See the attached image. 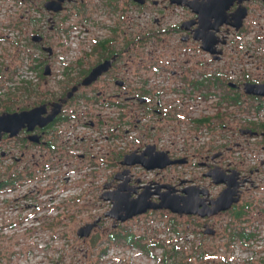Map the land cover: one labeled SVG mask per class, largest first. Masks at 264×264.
<instances>
[{
	"label": "flooded vegetation",
	"instance_id": "1",
	"mask_svg": "<svg viewBox=\"0 0 264 264\" xmlns=\"http://www.w3.org/2000/svg\"><path fill=\"white\" fill-rule=\"evenodd\" d=\"M209 1L0 0V264L41 263L43 209L14 208L26 195L16 193L57 182L60 167L91 166L98 156L85 147L83 132L79 146L69 142L68 133L80 129L107 128L104 140L123 152L116 155L118 171L103 184L110 192L121 182L136 190L130 189L131 198L147 186L151 193L169 186L175 196L197 193L204 208H212L226 187L213 179L237 186L239 201L228 211L193 215L202 226L232 213L252 192L264 194V121L258 116L264 97L245 90L264 83V60L256 78L234 75L244 44L263 52L264 35L250 25H264V0H223L218 11ZM105 63V72L80 86ZM236 107L242 109L238 118ZM178 137L189 146H176ZM131 153L178 164L153 171L139 165L148 174L139 177L134 168L123 169Z\"/></svg>",
	"mask_w": 264,
	"mask_h": 264
},
{
	"label": "rangeland",
	"instance_id": "2",
	"mask_svg": "<svg viewBox=\"0 0 264 264\" xmlns=\"http://www.w3.org/2000/svg\"><path fill=\"white\" fill-rule=\"evenodd\" d=\"M250 26L252 32L264 35V25L252 23ZM254 48L246 44L241 47L242 54L236 56V78L248 75L254 79L258 76L261 70H256V67L264 60V44L260 47L263 52ZM246 52L253 57H244ZM192 57L193 63L196 56ZM176 59L180 63L183 57ZM169 68L180 71L176 65ZM186 71L189 78L191 74L195 75L194 71ZM165 75L170 78L167 72ZM253 106L254 102L250 104V112L254 114ZM241 111L236 107L232 114L238 118ZM258 116L264 121V113ZM234 124L241 125L240 120L237 119ZM100 130L82 129L85 147L91 155L98 156L91 166L85 162L66 169L60 167L57 182L29 184L28 189L25 186L16 193L18 196L21 193L26 195L18 200L14 208L37 205L43 209V255L40 264H264V194L261 191L245 196L232 213L211 219L210 225L205 224L208 233H204L205 225L202 226L197 217H179L168 210L148 211L125 222L113 223V219L105 216L112 205L110 201L101 199L104 192L110 190L104 188L102 181L105 184L109 175L118 171L114 167L116 155L123 152L117 151L115 143H105L103 136L107 128L101 127ZM74 134L77 137L75 131ZM129 136H125V140H129ZM177 140L176 146L179 147L190 144L182 143L179 137ZM69 142L79 146L81 139L71 138ZM105 153L109 155L102 159L101 155ZM102 163L108 167L95 170L92 178L82 176L91 167ZM136 166L139 165L132 166L130 170L134 168L139 177H148V174L142 173L147 170H138ZM66 177H69L68 181H65ZM95 178H102V181H95ZM242 210L245 213L235 218ZM93 222L101 228L90 231L86 237L77 235V230ZM243 232L251 238H240ZM128 234L133 235L135 245L125 242L132 237Z\"/></svg>",
	"mask_w": 264,
	"mask_h": 264
},
{
	"label": "water",
	"instance_id": "3",
	"mask_svg": "<svg viewBox=\"0 0 264 264\" xmlns=\"http://www.w3.org/2000/svg\"><path fill=\"white\" fill-rule=\"evenodd\" d=\"M212 1V2H211ZM223 0H210L208 6L210 9L214 11H218L221 8ZM243 1V0H239ZM107 63L99 65L95 69L91 71V73L82 80L80 86H88L91 82L95 81V79L101 75L103 72L107 70ZM79 86L72 87L71 90L68 92L65 98H63L58 105H61L65 103L68 99H70L73 94L77 91ZM245 90L248 94H252L255 96H261L264 97V83L261 85H251L247 84L245 85ZM12 116V115H11ZM4 118V117H2ZM4 119H2L3 121ZM150 150V149H149ZM152 150V148H151ZM142 154H145V152H142ZM134 153H131L124 157V161L122 162V166H128L132 167L134 165H140L147 171H153L156 169H162L167 166L178 164L174 161H169L168 157L166 156L165 161L161 164H156L154 160L148 159H140L134 157ZM168 161H167V160ZM125 173H127L125 171ZM117 181H120L119 175L115 176L114 178ZM215 184H224L226 187L225 189L220 193L218 198L215 201L211 202L212 208H204V206L201 204L199 195L192 194L184 191L186 193V196L183 195L182 197L174 194V189L169 186H161L162 188L166 189L165 192L159 193L158 191L155 192H149V187L147 186L144 188V190L137 195L136 198H131V190L133 189L131 187L127 188V183H120L117 186H115L114 191L110 192L109 190L104 192V194L101 196V199L104 201H110L111 202V210L105 213V216H108L109 218L113 219L114 222H125L127 220L132 219L133 217H136L141 214H145L148 211H158V210H168L169 212L178 215L179 217L183 215H198L201 218L205 217H212L215 214L219 212H225L228 211L231 208L232 204L237 203L239 200V196L237 195V186H235L234 189H232L229 185V183L224 179H213ZM105 189H110L111 185L107 184L104 186ZM159 189V188H158ZM134 193H136V190H132ZM158 195L157 201H152L151 196ZM202 208L204 209H201ZM96 226V223L93 222V224H87L83 227H81L79 230H77V235L79 237H86L89 235L91 229ZM207 225L204 226V233H208L209 230H207Z\"/></svg>",
	"mask_w": 264,
	"mask_h": 264
},
{
	"label": "built area",
	"instance_id": "4",
	"mask_svg": "<svg viewBox=\"0 0 264 264\" xmlns=\"http://www.w3.org/2000/svg\"><path fill=\"white\" fill-rule=\"evenodd\" d=\"M81 132H82V129H80L78 132H76L77 137L81 136ZM68 135H70L71 138H77V137L75 136L74 132H69ZM103 139H104V136H103ZM105 143L108 144V141L105 140ZM105 166H106V165H105L104 163H102V164H100L99 166L91 167L90 169H88V171H89V170H90V171H89L88 173L84 172L82 176H90V177L92 178V175L95 174V170H98L99 168H105ZM91 172H92V175H90ZM97 176H98V175H97ZM99 179L102 181V178H98V179L95 178V181H97V180H99ZM68 180H69V177H67V181H68ZM48 183H50V182H48ZM102 184H104L103 181H102ZM249 237H251V236H249ZM249 239H250V238H249Z\"/></svg>",
	"mask_w": 264,
	"mask_h": 264
},
{
	"label": "trees",
	"instance_id": "5",
	"mask_svg": "<svg viewBox=\"0 0 264 264\" xmlns=\"http://www.w3.org/2000/svg\"><path fill=\"white\" fill-rule=\"evenodd\" d=\"M244 209V208H243ZM245 213V211H241V212H239V213H237L234 217L235 218H240L241 217V215L242 214H244ZM128 235H131L132 237H128L126 240H125V242H127L128 244H130V245H135L133 242H134V239H133V235L132 234H128ZM239 237L240 238H243V240H246V239H249V238H251V237H249V235H247L246 233H242V234H240L239 235ZM164 262H165V260H164Z\"/></svg>",
	"mask_w": 264,
	"mask_h": 264
}]
</instances>
